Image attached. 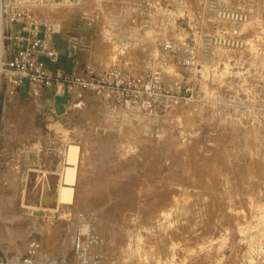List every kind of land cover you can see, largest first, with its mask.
I'll use <instances>...</instances> for the list:
<instances>
[{
  "label": "rangeland",
  "instance_id": "374dc122",
  "mask_svg": "<svg viewBox=\"0 0 264 264\" xmlns=\"http://www.w3.org/2000/svg\"><path fill=\"white\" fill-rule=\"evenodd\" d=\"M42 10L61 26L67 75L115 66L141 83L83 97L43 88V103L3 83L0 256L10 264L34 241L67 255L75 232L96 231L117 264H264V0H60ZM70 145L71 204L52 218L33 213L42 181L33 173L24 191L22 174L61 149L43 198L60 202Z\"/></svg>",
  "mask_w": 264,
  "mask_h": 264
},
{
  "label": "built area",
  "instance_id": "2783aa9c",
  "mask_svg": "<svg viewBox=\"0 0 264 264\" xmlns=\"http://www.w3.org/2000/svg\"><path fill=\"white\" fill-rule=\"evenodd\" d=\"M60 0H24L6 2L0 0V93L4 82L16 88L28 81L30 93L33 96L40 94L43 88L54 87L55 93L63 95L66 91L72 92L77 97H83L86 92L94 90L110 94L115 88L119 89L126 84L138 85L139 78H128L131 75L120 68L108 67L98 69L89 66L83 71L67 75L62 68L49 69L45 59L59 60V51L54 46L55 34L61 26L50 20L43 7L52 5ZM75 2L77 0H65ZM7 23L19 24L18 30L8 29ZM169 49H176V45L167 43ZM36 148H43L42 143H37ZM61 149L50 148L40 160L38 168L30 167L22 174L25 182L24 191L29 186V177L34 173L42 181L41 185H34L32 190H37L40 199L28 205L32 212L44 217L52 218L48 213L52 210L60 212V203L66 202L43 201L44 195H50L52 187L47 183L49 175L53 174L55 153ZM57 169V165H56ZM47 183V184H46ZM56 201V202H55ZM80 216H83L80 213ZM41 241L29 243L24 254H16L10 264H43L44 255ZM0 256V264H9ZM52 264H117L113 255L106 250V239L96 231L83 233L77 231L72 235L71 248L67 255L56 257Z\"/></svg>",
  "mask_w": 264,
  "mask_h": 264
},
{
  "label": "crops",
  "instance_id": "0c3cea01",
  "mask_svg": "<svg viewBox=\"0 0 264 264\" xmlns=\"http://www.w3.org/2000/svg\"><path fill=\"white\" fill-rule=\"evenodd\" d=\"M7 28L10 30V29H13V30H18L19 29V24H10V23H7ZM61 35H62V29H60V31L57 33V34H55V38H54V46L58 49V51H59V60L58 61H52V60H50V59H45V63H46V66L49 68V69H58V68H62L63 70H64V68H63V60H64V56L65 55H68V54H66L65 53V50L63 49V47H62V45H61V43H60V38H61ZM68 56H70V55H68ZM68 56H66V57H68ZM78 71H81V69H79ZM78 71H76V72H78ZM28 86H29V83H28V81H25L22 85H21V87H18L17 88V90L19 91V92H22L23 91V89L24 90H26V91H28V93L30 94V96H32V97H34L36 100H39L41 103H43L44 102V98H42V97H44L46 94L48 95V92H47V90H49V89H51L52 91H51V93H53L54 92V90H53V88H48L47 90L46 89H44V90H42V93L41 94H39V95H37V96H33L31 93H30V90H29V88H28ZM61 96V95H60ZM50 100V98L47 100V101H49ZM45 110H47V113L48 114H54V115H56L54 112V109H52V108H48V109H45ZM44 243V242H43ZM43 250H44V255L42 256V263L43 264H52L54 261H55V259H56V257H58V256H64L63 254H62V252H61V250L62 249H59V250H57L56 248H51V249H49L48 248V245H46V244H43ZM69 253V252H68Z\"/></svg>",
  "mask_w": 264,
  "mask_h": 264
},
{
  "label": "bare ground",
  "instance_id": "6f19581e",
  "mask_svg": "<svg viewBox=\"0 0 264 264\" xmlns=\"http://www.w3.org/2000/svg\"><path fill=\"white\" fill-rule=\"evenodd\" d=\"M79 163V146L70 145L67 152V166L64 172L65 184H63L58 192L60 202H72L74 195V184L76 181L77 168Z\"/></svg>",
  "mask_w": 264,
  "mask_h": 264
}]
</instances>
